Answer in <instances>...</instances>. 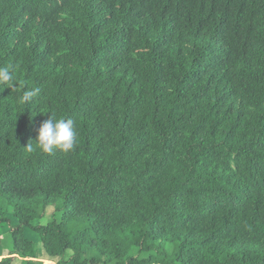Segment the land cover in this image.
Wrapping results in <instances>:
<instances>
[{
  "label": "trees",
  "instance_id": "obj_1",
  "mask_svg": "<svg viewBox=\"0 0 264 264\" xmlns=\"http://www.w3.org/2000/svg\"><path fill=\"white\" fill-rule=\"evenodd\" d=\"M7 64L0 264H264V0H0Z\"/></svg>",
  "mask_w": 264,
  "mask_h": 264
},
{
  "label": "clouds",
  "instance_id": "obj_2",
  "mask_svg": "<svg viewBox=\"0 0 264 264\" xmlns=\"http://www.w3.org/2000/svg\"><path fill=\"white\" fill-rule=\"evenodd\" d=\"M17 65L7 64L0 66V88H9L12 91L18 90L16 102L25 105L32 102L39 96V88L28 89L19 86L15 82L14 73ZM77 141V129L73 120L64 117L57 118L54 114L48 115L38 129L35 141H29L24 148L27 152L39 151L41 153L53 154L54 152H71Z\"/></svg>",
  "mask_w": 264,
  "mask_h": 264
},
{
  "label": "rangeland",
  "instance_id": "obj_3",
  "mask_svg": "<svg viewBox=\"0 0 264 264\" xmlns=\"http://www.w3.org/2000/svg\"><path fill=\"white\" fill-rule=\"evenodd\" d=\"M52 212L51 209H48L47 213H48V216H50V213ZM48 218L47 217H44L42 220L39 221L40 224H46L48 222ZM15 222L14 219L10 218V220L2 225V227H0V236H1V247H0V257L2 256H6L7 255V252H8V249L6 246V244L8 243V240H9V244H10V239H9V233H8V225L11 223L13 224ZM28 236L29 238L33 241L34 243V248H35V254H36V257H37V260L38 261H41L43 264H55L57 260H53V259H50V258H46V257H43V248H42V244L39 240V237L37 236L36 233L34 232H29L28 233ZM6 248V249H3V248ZM68 256H70V253L67 254ZM13 264H20V260L17 258V257H14L13 258Z\"/></svg>",
  "mask_w": 264,
  "mask_h": 264
},
{
  "label": "crops",
  "instance_id": "obj_4",
  "mask_svg": "<svg viewBox=\"0 0 264 264\" xmlns=\"http://www.w3.org/2000/svg\"><path fill=\"white\" fill-rule=\"evenodd\" d=\"M1 233V232H0ZM0 240H1V236H0ZM0 247H1V244H0ZM4 249V248H3ZM4 256L0 257V260L3 258Z\"/></svg>",
  "mask_w": 264,
  "mask_h": 264
}]
</instances>
